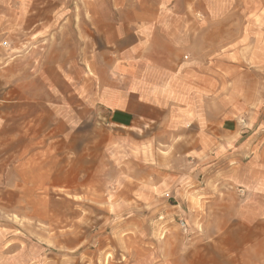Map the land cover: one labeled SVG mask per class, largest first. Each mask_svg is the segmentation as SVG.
I'll list each match as a JSON object with an SVG mask.
<instances>
[{"label":"rangeland","instance_id":"374dc122","mask_svg":"<svg viewBox=\"0 0 264 264\" xmlns=\"http://www.w3.org/2000/svg\"><path fill=\"white\" fill-rule=\"evenodd\" d=\"M93 1L0 0V264H264L253 203L213 184L226 162L212 144L99 119L96 80L74 63ZM156 2L198 113L235 139L264 95V0L137 3Z\"/></svg>","mask_w":264,"mask_h":264},{"label":"crops","instance_id":"0c3cea01","mask_svg":"<svg viewBox=\"0 0 264 264\" xmlns=\"http://www.w3.org/2000/svg\"><path fill=\"white\" fill-rule=\"evenodd\" d=\"M137 2L108 0L99 4L97 0L93 6L78 9L80 20L74 28L79 31L80 50L74 63L84 77L96 80L99 119L112 129L133 130L153 123L173 129L178 138L194 136L197 141L212 144L207 158L226 162L223 180L213 184L232 190L244 203H253L255 230L264 238V95L256 101L251 128L220 144L216 140L220 133L198 113V99L191 97L194 91L183 86L168 56L166 46L175 50L177 37L167 36L166 23L161 20L162 6L156 2L143 7ZM179 25L181 30V22ZM141 30H148V35ZM92 47L91 57L82 56V51ZM185 94L189 107L184 105ZM189 109V115H183L182 111Z\"/></svg>","mask_w":264,"mask_h":264},{"label":"built area","instance_id":"2783aa9c","mask_svg":"<svg viewBox=\"0 0 264 264\" xmlns=\"http://www.w3.org/2000/svg\"><path fill=\"white\" fill-rule=\"evenodd\" d=\"M183 225V227H185V224H182Z\"/></svg>","mask_w":264,"mask_h":264}]
</instances>
